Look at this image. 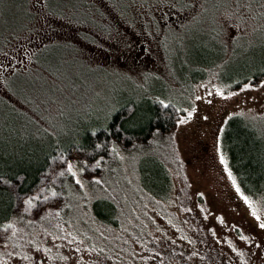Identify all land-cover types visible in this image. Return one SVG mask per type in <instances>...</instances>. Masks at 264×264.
I'll list each match as a JSON object with an SVG mask.
<instances>
[{
	"label": "rangeland",
	"instance_id": "rangeland-1",
	"mask_svg": "<svg viewBox=\"0 0 264 264\" xmlns=\"http://www.w3.org/2000/svg\"><path fill=\"white\" fill-rule=\"evenodd\" d=\"M89 1L92 24L50 11L46 0H27L26 27L1 36L0 116L8 117L5 122L29 118L10 131L16 141L9 139L8 149L39 148L42 139L34 131L46 127L61 136L129 98L170 101L182 113L171 131L130 151L118 148L108 177L87 181L75 156L63 166L88 198L115 202L119 227L94 223L82 197L71 192L66 222L14 219V232L0 243V264H88L99 259L97 248L112 244L110 237L118 249L140 231L148 244L141 254L151 248L154 264H264L262 206L240 190L219 142L231 115L264 134V79L230 89L221 75H237L234 67L243 58L254 49L263 52L264 0ZM53 57L62 64L55 66ZM25 87L22 97L10 89L21 93ZM140 151L168 167V199H153L138 187Z\"/></svg>",
	"mask_w": 264,
	"mask_h": 264
},
{
	"label": "trees",
	"instance_id": "trees-1",
	"mask_svg": "<svg viewBox=\"0 0 264 264\" xmlns=\"http://www.w3.org/2000/svg\"><path fill=\"white\" fill-rule=\"evenodd\" d=\"M26 3L27 0H10L5 6L0 5V39L3 34L6 36L26 27L30 19ZM46 5L52 12L64 11L65 15L77 22L88 21L92 24V20H96L91 11H88L91 6L89 0H46ZM239 46L235 43L233 49ZM262 50L263 52H257L254 49L250 59L244 61L243 58L234 67L237 75L231 72L227 78L224 73L221 74L223 80L231 83L230 89L264 79V49ZM53 58L55 66H59L61 61L58 57ZM28 88L25 87L21 93L10 89L22 97L27 95ZM3 101L25 115L7 99ZM117 104L112 108L104 107L100 112L102 115L78 122L79 125L73 131H61V136L58 133L57 136L52 135L51 128L43 127L36 131L31 128L42 139V144L39 148L24 147L20 152H17V147L14 148L16 151L8 149V140L12 138L10 131L17 130V123L29 118L20 122L16 116V120L12 118L5 122L8 117L0 116V127L4 125L3 132L5 131V139L0 148L3 149L0 150V243L11 237L15 229V218L26 220L25 217L37 219L47 216L66 222L70 202L74 200L71 192L75 193L74 197H82L83 206L87 204L89 216L94 223L103 227H119L121 217L115 202L107 196L88 198L82 186H78L63 166L75 156L81 173L88 178L87 181H94L90 180L91 175H98V180L108 177L110 167L115 164V157L119 161L118 148L130 151L135 144L146 143L155 133L165 134L171 131L182 110L173 102L149 96L129 98ZM12 141L16 140L12 138ZM219 142L238 187L249 198L261 204L264 214V134L239 115H231L225 122ZM5 147L7 150H4ZM150 154L152 153L142 151L137 154L134 168L137 184L149 197L163 201L173 192L172 177L163 160L155 159ZM28 201H31L28 210L30 214L22 211ZM146 237V232L140 231V237L123 240L125 245L121 242L117 249V245H114L116 242L118 244L117 238L112 236L108 241L112 244L101 245L102 249L97 248L95 255L99 259L88 264H154L157 255L151 256V248L146 249L147 256L141 254L142 249L148 245L144 241Z\"/></svg>",
	"mask_w": 264,
	"mask_h": 264
},
{
	"label": "snow or ice",
	"instance_id": "snow-or-ice-1",
	"mask_svg": "<svg viewBox=\"0 0 264 264\" xmlns=\"http://www.w3.org/2000/svg\"><path fill=\"white\" fill-rule=\"evenodd\" d=\"M247 87V86H246ZM221 163H224V158L223 156H221ZM71 166H69V170H70ZM235 183V182H234ZM237 191L239 192V188H237ZM246 199V198H245ZM246 202H247V199H246ZM28 203L30 204L31 201H28ZM255 215V213H253ZM262 228H264V224H261L260 225Z\"/></svg>",
	"mask_w": 264,
	"mask_h": 264
},
{
	"label": "bare ground",
	"instance_id": "bare-ground-1",
	"mask_svg": "<svg viewBox=\"0 0 264 264\" xmlns=\"http://www.w3.org/2000/svg\"><path fill=\"white\" fill-rule=\"evenodd\" d=\"M22 222V221H21Z\"/></svg>",
	"mask_w": 264,
	"mask_h": 264
}]
</instances>
